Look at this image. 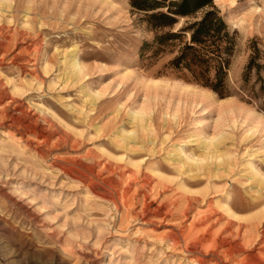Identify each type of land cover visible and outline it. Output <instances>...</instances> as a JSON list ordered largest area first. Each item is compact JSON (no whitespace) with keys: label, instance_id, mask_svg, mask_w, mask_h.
Masks as SVG:
<instances>
[{"label":"rangeland","instance_id":"1","mask_svg":"<svg viewBox=\"0 0 264 264\" xmlns=\"http://www.w3.org/2000/svg\"><path fill=\"white\" fill-rule=\"evenodd\" d=\"M213 3L224 97L127 0H0V264L263 262L264 0Z\"/></svg>","mask_w":264,"mask_h":264},{"label":"trees","instance_id":"2","mask_svg":"<svg viewBox=\"0 0 264 264\" xmlns=\"http://www.w3.org/2000/svg\"><path fill=\"white\" fill-rule=\"evenodd\" d=\"M131 9L143 14L142 20L154 32L145 45L153 53H174L168 66L185 71L191 81L215 92L229 95L228 70L236 45L232 30L213 0H127ZM260 52L252 40L251 53L242 74L247 82L250 73L258 74ZM264 97V85L259 87ZM264 109V99L262 101Z\"/></svg>","mask_w":264,"mask_h":264},{"label":"bare ground","instance_id":"3","mask_svg":"<svg viewBox=\"0 0 264 264\" xmlns=\"http://www.w3.org/2000/svg\"><path fill=\"white\" fill-rule=\"evenodd\" d=\"M2 29V28H1ZM10 42H6L5 46H7ZM177 90V89H176ZM179 90V88H178ZM181 92V91H180ZM188 92L196 99L198 100H201V101H204L205 103H207L208 105H213L214 104V100L209 98L204 92H201V91H198V90H188ZM237 109L236 107H234V105H230V107H227V108H222V113L224 114V119L226 118H230L232 117L233 113L234 112H237ZM208 110H205L204 112H207ZM208 113V112H207ZM223 118V117H222ZM194 140V139H193ZM184 155V154H183ZM147 159V157L145 158ZM183 160V159H182ZM196 162V161H195ZM144 176V175H143ZM227 209V208H226ZM217 218V217H216ZM231 222H228L227 224H230ZM237 233V232H236ZM262 238V241L264 242V232L261 234L260 236ZM238 246V245H237ZM264 246V245H263ZM230 248V247H229ZM235 248V247H234ZM232 246H231V250H232ZM238 249V248H237ZM234 250V249H233ZM185 252V251H183ZM187 252V251H186ZM225 252V251H224ZM227 252V251H226ZM235 252V250H234ZM229 254V253H228ZM263 262H260V264H264V257H261Z\"/></svg>","mask_w":264,"mask_h":264}]
</instances>
